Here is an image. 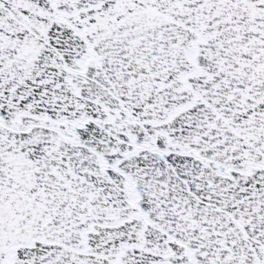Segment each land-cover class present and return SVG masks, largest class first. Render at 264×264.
I'll use <instances>...</instances> for the list:
<instances>
[{
    "label": "snow or ice",
    "instance_id": "6c2138e0",
    "mask_svg": "<svg viewBox=\"0 0 264 264\" xmlns=\"http://www.w3.org/2000/svg\"><path fill=\"white\" fill-rule=\"evenodd\" d=\"M0 264H264V0H0Z\"/></svg>",
    "mask_w": 264,
    "mask_h": 264
}]
</instances>
